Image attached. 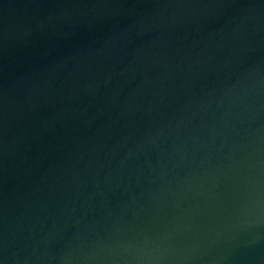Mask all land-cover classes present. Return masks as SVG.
I'll return each mask as SVG.
<instances>
[{"label": "water", "instance_id": "1", "mask_svg": "<svg viewBox=\"0 0 264 264\" xmlns=\"http://www.w3.org/2000/svg\"><path fill=\"white\" fill-rule=\"evenodd\" d=\"M0 264H264V0H0Z\"/></svg>", "mask_w": 264, "mask_h": 264}]
</instances>
